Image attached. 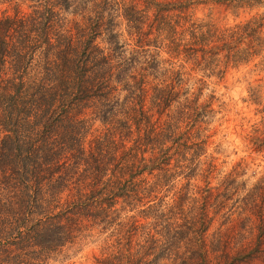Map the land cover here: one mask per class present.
<instances>
[{
	"label": "trees",
	"instance_id": "1",
	"mask_svg": "<svg viewBox=\"0 0 264 264\" xmlns=\"http://www.w3.org/2000/svg\"><path fill=\"white\" fill-rule=\"evenodd\" d=\"M22 1L25 12L0 15V264H51L87 239L98 242L95 264H220L208 258L206 242L209 211L219 204L175 187L204 149L195 121L213 109L197 95L179 99L156 77L168 69L164 51L185 53L179 40L205 71L217 51L194 45L200 25L172 35L165 13L191 1L264 9V0H143L155 21L152 43L141 39L143 11L133 2ZM118 16L135 28L130 50L118 39ZM255 19L238 25L246 36H255ZM86 108L101 123L89 138Z\"/></svg>",
	"mask_w": 264,
	"mask_h": 264
},
{
	"label": "rangeland",
	"instance_id": "2",
	"mask_svg": "<svg viewBox=\"0 0 264 264\" xmlns=\"http://www.w3.org/2000/svg\"><path fill=\"white\" fill-rule=\"evenodd\" d=\"M142 1L124 0V3L133 2L135 7L141 8L143 23L137 22L136 28L141 26L143 42L152 43L146 40L157 34L150 26L151 21L155 24L152 8L142 9ZM26 10L27 4L22 0L0 2V15L20 14ZM165 14L175 26L176 31H170L172 35L186 31L189 24L200 25L202 35L194 40V45L213 46L217 51L211 57L214 59L211 71H205L202 63L195 62L194 52L185 47L189 45L185 39L177 42L185 53L170 56L165 51L162 53L165 57L162 63L168 69L156 73L159 81L178 89L179 99L197 95L198 102H206L213 109L202 120L199 117L195 121L199 124L197 132L205 139L204 149L197 157L194 171L187 175L177 171L175 187L182 183L189 192L206 194L211 205L212 202L219 204L218 210L209 211L211 218L206 230L207 255L211 262L221 264L227 259L228 264H264V143L255 140L259 139L256 135L264 117L263 6L229 11L210 1H191ZM66 16L69 18L70 14ZM251 17H256L255 24H258L254 37L246 36L238 26ZM74 18L80 20L78 16ZM115 27L119 41L130 50L138 41L137 38L134 40L132 23L127 26L118 16ZM97 40L101 46H106L102 36ZM167 46H171L173 52L172 47L176 44L169 42L164 45ZM226 47L229 54L225 56ZM235 48L240 50L235 52ZM243 54L246 55L243 59H237ZM149 82L150 78L145 86ZM249 87L255 101L249 98ZM83 115L88 121L86 137L89 138L101 128V123L88 108L84 109ZM242 159L245 167L240 174L234 175L237 162L241 160L242 163ZM205 186L209 190H205ZM133 213L139 214L136 210ZM97 243L87 239L74 252L51 264H95L93 257L99 255Z\"/></svg>",
	"mask_w": 264,
	"mask_h": 264
}]
</instances>
